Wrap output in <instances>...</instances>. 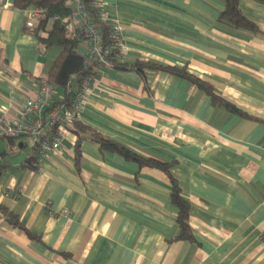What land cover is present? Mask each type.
Listing matches in <instances>:
<instances>
[{
    "label": "crops",
    "instance_id": "0c3cea01",
    "mask_svg": "<svg viewBox=\"0 0 264 264\" xmlns=\"http://www.w3.org/2000/svg\"><path fill=\"white\" fill-rule=\"evenodd\" d=\"M4 2L0 116L12 117L61 47L41 43L25 11ZM103 4L124 27V66L95 69L98 84L79 121L173 163L193 238L176 239L178 209L164 171L101 149L87 134L77 156L73 128L61 150L32 167L29 137H0V207L31 234L5 219L0 264H264V1L239 0L256 30L220 22L224 0ZM140 62L182 68L211 93L160 67L140 71Z\"/></svg>",
    "mask_w": 264,
    "mask_h": 264
},
{
    "label": "built area",
    "instance_id": "2783aa9c",
    "mask_svg": "<svg viewBox=\"0 0 264 264\" xmlns=\"http://www.w3.org/2000/svg\"><path fill=\"white\" fill-rule=\"evenodd\" d=\"M71 8L73 29H78L88 37L78 49L87 71L76 86L68 84L72 92L69 106H54L56 87L46 81L36 85L35 95L25 98L19 111L12 117L0 116V137L27 136L34 149V166L39 164L53 152L62 149V141L67 132L73 128L74 120H79L88 97L98 84L94 74L97 67L112 66L121 60L124 53V27L111 19L106 11L103 0H93L94 19L87 11L84 0H65ZM8 4L0 0V9ZM25 11L26 27L35 28L43 10L31 6ZM56 19V18H54ZM107 40L104 41L105 29ZM0 212V226L4 222Z\"/></svg>",
    "mask_w": 264,
    "mask_h": 264
},
{
    "label": "trees",
    "instance_id": "16d2710c",
    "mask_svg": "<svg viewBox=\"0 0 264 264\" xmlns=\"http://www.w3.org/2000/svg\"><path fill=\"white\" fill-rule=\"evenodd\" d=\"M93 0H84L85 7L90 15L96 19L94 14L95 8L92 5ZM264 1V0H261ZM225 7L219 16V21L229 26L241 29H252L256 30V26L248 20L241 12L239 8V0H224ZM15 8L20 10H26L31 6H38L43 10V15L39 18V22L35 28H32V32L39 36L41 43L47 46L57 45L61 47V52L58 57L54 60L51 69L47 76L41 80L46 81L49 84L56 87V91L62 93L61 100L55 99L54 106H69L72 92L68 90V84L73 83L76 86L80 78L87 73L88 70L84 68L83 58L78 52L79 46L87 40V36L84 32L78 29H73L72 34L69 36L68 33L62 28L64 20L71 19V8L68 6L65 0H13ZM56 18V19H54ZM53 20V24L49 30L47 26L49 22ZM28 28V27H27ZM30 29V28H29ZM105 29L104 41L107 40V29ZM47 31V36L42 37L40 32ZM123 67L124 65L119 62H114L112 67ZM146 66L149 67H160L166 71H170L176 75L183 76L194 83H196L201 89L211 93L212 87L207 82L189 74L186 70L174 67V66H161L153 63L140 62L136 64V68L140 71ZM102 67V66H100ZM94 74L98 78V74L94 71ZM215 102L224 105L231 111L239 112L244 117H250V115L240 111L235 105L224 100L223 98L214 97ZM73 131L77 133L78 137L76 140V154H80V143L87 134L88 138L98 143L99 147L104 150L114 151L120 153L125 158L137 162L140 166H149L158 168L164 171L171 181V202L177 207V223L179 226V232L176 239H188L193 238L192 229L189 224L190 215V203L182 195L179 183L177 179L171 173L172 162H163L154 158L141 156L121 143L111 139L110 137L96 132L91 127L81 123L79 120H74ZM71 130V129H70ZM34 156L30 160L29 165L32 167L34 162ZM0 212L10 224L25 229L24 224L21 222L17 214L7 210L4 207H0ZM31 236V234L28 232Z\"/></svg>",
    "mask_w": 264,
    "mask_h": 264
},
{
    "label": "water",
    "instance_id": "95a60500",
    "mask_svg": "<svg viewBox=\"0 0 264 264\" xmlns=\"http://www.w3.org/2000/svg\"><path fill=\"white\" fill-rule=\"evenodd\" d=\"M62 28L68 33V35L70 36L73 32V27L71 25V20L67 19L64 20V22L62 23Z\"/></svg>",
    "mask_w": 264,
    "mask_h": 264
}]
</instances>
